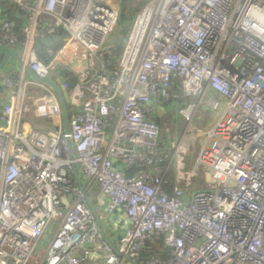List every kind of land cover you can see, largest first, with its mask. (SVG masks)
I'll return each instance as SVG.
<instances>
[{
  "label": "built area",
  "instance_id": "2783aa9c",
  "mask_svg": "<svg viewBox=\"0 0 264 264\" xmlns=\"http://www.w3.org/2000/svg\"><path fill=\"white\" fill-rule=\"evenodd\" d=\"M121 14L122 0H0V55L21 58L16 71L0 69V264H28L48 230L40 264H88L98 251L99 264H264V0H149L111 68L105 44L124 31ZM51 32L60 45L38 44ZM60 64L76 75L59 83L73 109V159L57 95L26 71L44 79ZM181 97L220 110L199 132L186 176L202 168L207 182L191 193L176 180L166 190L172 157L154 120ZM32 112L47 121L31 123ZM74 165L86 192L97 189L130 219L109 239L115 249ZM155 240L165 257L148 249Z\"/></svg>",
  "mask_w": 264,
  "mask_h": 264
},
{
  "label": "crops",
  "instance_id": "0c3cea01",
  "mask_svg": "<svg viewBox=\"0 0 264 264\" xmlns=\"http://www.w3.org/2000/svg\"><path fill=\"white\" fill-rule=\"evenodd\" d=\"M12 17H14V14L12 15ZM58 33V31H57ZM55 33V34H57ZM38 44H41L40 39L38 40ZM60 45V42L57 43V46ZM44 47V46H42ZM44 49V48H43ZM6 54V53H5ZM5 54H1L0 55V62L2 61L3 57ZM5 63H12V65L14 66V69L16 71V66H17V61L16 59H9L7 58ZM5 65V64H4ZM63 67L64 69H66V71H68L70 74H72L76 80V75H74L66 66L65 64H60L58 65L55 69H54V73H53V78L60 83L63 80H69L68 77L65 76V74L60 73L59 72V67ZM4 66H2L3 68ZM1 69V68H0ZM28 74V73H27ZM29 75V74H28ZM30 76V75H29ZM33 88V87H32ZM33 92H34V88H33ZM194 100L191 99H183L178 105V107H176L174 104H169L168 107L169 109L166 111V107L161 108V106H159V113H160V127L162 129V127H164V133H163V142L165 143V147H166V151L169 154V156L172 157V169L169 170L168 172H171V177L173 178V180L177 181V183H179V181L185 185V189L188 193H191L193 190H196L197 187H194L193 185H195L194 181L190 178H188L186 176L187 171L191 170L196 162L198 153H199V146H200V142L198 139V135L200 130L202 129H207L208 127H210L214 121L216 120L218 113L216 111H213L211 109H208L205 107L204 110V106H199L198 108H196L195 110L193 108H189L188 105L194 103ZM68 105V104H67ZM73 110V109H72ZM192 111V119H191V124L187 126V122L188 121H181L180 115L181 113L183 114L185 111L187 113H189L190 111ZM203 113V114H201ZM205 113V114H204ZM170 117H169V115ZM172 114V115H171ZM169 118L171 121V124L169 123ZM195 119H198L200 123L203 122V124H197L194 122ZM31 123H42V122H46L47 120L43 117H37L35 115L34 112L31 113L30 118H29ZM172 121H175V124L172 125ZM184 123V124H181ZM186 126V127H185ZM182 128V132L184 133V136L181 135L179 140L180 142L178 143L179 146L176 147L175 142L177 140V136L174 134L179 135V129ZM163 131V130H162ZM173 133L172 135L170 134ZM186 133V134H185ZM172 141V143H171ZM194 145H198L196 147L197 151H195L194 149ZM202 168L198 169V173L201 172ZM180 183V184H181ZM98 212H101V208H98ZM109 224V223H108ZM107 224V230H108V238L113 242L115 239H117V237L119 235L122 234V232L124 231V229H117L115 232L112 231V228L110 225ZM50 231V230H49ZM163 255L166 256V253H163ZM136 262V261H135ZM88 264H99V254H97L96 256H92L89 259Z\"/></svg>",
  "mask_w": 264,
  "mask_h": 264
},
{
  "label": "water",
  "instance_id": "95a60500",
  "mask_svg": "<svg viewBox=\"0 0 264 264\" xmlns=\"http://www.w3.org/2000/svg\"><path fill=\"white\" fill-rule=\"evenodd\" d=\"M60 40H61V37L59 35L51 32L46 37L41 38L40 42H41L42 46L55 47V46H57V43L60 42ZM9 56L15 58L17 61H20V59H21L19 57V55H17L14 52L6 53L4 55L2 61L0 62V68H2V66H4V64H5V62ZM26 71L33 79L39 80V81H44V82L48 83L52 87V89L54 90L55 94L57 95V98L59 100V104L61 107V112H62L63 132L65 135L66 144L68 147V153H69V157L71 159H73L74 158L73 146H72V141L69 137V114H68V109H67L68 96H67L66 91L63 90L62 87L60 86V84L53 78V73H54L53 71H51L49 73L48 77H46L44 79L39 78L29 67H26ZM150 103L154 106H158L156 98L150 99ZM152 116H154V115H152ZM112 164H113V167L115 169H118L119 171L124 173V166L122 163L113 160ZM73 173L75 176L76 183H77V185H78V187H79V189L83 195L85 202L87 203V205L89 206V208L91 209V211L93 212V214L96 217V223L99 227V230H100V233H101L103 240L111 248L115 249L114 245L109 240L108 236L106 235L105 231L102 228L101 220H100L99 216L97 215V211H96L95 207L93 206L89 195L87 194V192L85 191V189L82 185V181L79 177V174L77 172V168L75 165L73 167ZM96 199H97L99 206L101 207V211L105 214L106 219L108 220L109 224L111 225L113 232H115L119 228L124 229V230L130 228L131 222H130V219L127 217V215L125 213H122L119 208L110 209L108 201L106 200L105 195L103 193L99 192L97 194ZM97 254H100V251H98ZM129 261L131 262V264H137L132 259H129Z\"/></svg>",
  "mask_w": 264,
  "mask_h": 264
},
{
  "label": "trees",
  "instance_id": "16d2710c",
  "mask_svg": "<svg viewBox=\"0 0 264 264\" xmlns=\"http://www.w3.org/2000/svg\"><path fill=\"white\" fill-rule=\"evenodd\" d=\"M148 1L149 0H122L121 25L124 27V30L128 31V29L132 25V22L134 20L135 15L141 10V8ZM18 24H20V23H18ZM18 33L20 35V40H23L24 35L21 32L20 27L18 28ZM110 51H111L110 54H105V58L106 59H110L111 63L113 62L112 66H111V68H113L114 65L117 63V61H118V59H119V57H120V55H121V53L123 51V46L122 45H117L116 47L112 48ZM59 72L65 74V76L68 77V78L70 77L69 81H71V82L75 81L74 76L72 74H70L68 71H66V69H64L61 66L59 67ZM183 99L184 98L181 97V98H179V101L181 102ZM185 99H188V98H185ZM169 104H170L169 102H166L164 104V106L167 107ZM67 109H68L69 116H71L72 108L67 105ZM204 110H205V107H204ZM201 114H203V113H201ZM154 120H156L157 123H160V121H161L159 117L154 118ZM194 122L197 123V124L200 123L198 119H195ZM200 124H203V122L200 123ZM135 171H136V168L129 169V170L125 171V173H126V175L130 176ZM166 177H167L168 182L165 183L164 186H165L166 190L170 192V188L174 184L175 181L171 177V172L170 173L167 172ZM81 180L83 182V179H81ZM87 194L89 195V197H91V195H93V194H95V196H96L98 194V191H97V189L92 188V189L87 190ZM147 247H148V249L153 251L155 254H160L163 257H165V255H163V253H166V255H167V251H166V249L164 247H162L160 240H155L153 242H149L147 244ZM143 259L144 258L137 259L136 263L137 264H145L143 262Z\"/></svg>",
  "mask_w": 264,
  "mask_h": 264
},
{
  "label": "rangeland",
  "instance_id": "374dc122",
  "mask_svg": "<svg viewBox=\"0 0 264 264\" xmlns=\"http://www.w3.org/2000/svg\"><path fill=\"white\" fill-rule=\"evenodd\" d=\"M126 37L127 36V31L126 30H124V31H121V30H119L118 31V33H116V34H114L113 36H111L109 39H108V41L106 42V44H105V47L106 48H108V49H112V48H114V47H116L117 45H122L123 46V44L121 43V41H120V39H121V37ZM32 93H33V88L32 87H27V89H26V95L27 96H31L32 95ZM219 98V100H220V102L222 103L223 102V98H221V97H218ZM200 106H202V105H200ZM169 109V107L167 106L166 107V111ZM190 111V110H189ZM219 111L220 110H218V111H216L217 113H219ZM189 113H192V111H190ZM169 115V114H168ZM172 115V114H171ZM187 115H188V113L187 112H184L183 114L181 113V115H180V120L181 121H188V119H187ZM169 117H170V115H169ZM160 118V117H159ZM169 123L171 124V121H170V118H169ZM176 122L175 121H172V125H174ZM181 124H184V123H181ZM191 124V121L188 123L187 122V126L188 125H190ZM175 126H176V124H175ZM186 127V126H185ZM164 127H162V132L164 133V129H163ZM182 132V128H180L179 129V135H177V134H174V136L176 135L177 136V140H176V142H175V145H176V147H178L179 146V142H180V140H179V138H180V136L181 135H183L184 136V133H181ZM170 134L172 135L173 133H171L170 132ZM186 134V133H185ZM163 138H164V136H163ZM171 143H172V141H171ZM196 146H198V145H194V149H195V151H197V148L198 147H196ZM193 181H194V183H195V185H193L194 187H197V188H201V187H203L204 185H205V183L207 182L206 180H207V176H206V172L204 171V169H202L201 170V172H199L198 173V175L196 176V177H194L193 179H192ZM96 197H97V195L95 196V194H93V195H91V197H90V199H91V201H92V204H93V206L95 207V209H96V211H98V208H99V204H98V202H97V199H96ZM98 213V212H97ZM53 237V231H47L46 233H45V235H44V237H43V239L40 241V243H39V245H38V249L36 250V252L32 255V257H31V259H30V261H29V263L28 264H40L41 263V261H42V259H43V257H44V254H45V251H46V247H47V245H48V243L50 242V240H51V238Z\"/></svg>",
  "mask_w": 264,
  "mask_h": 264
}]
</instances>
